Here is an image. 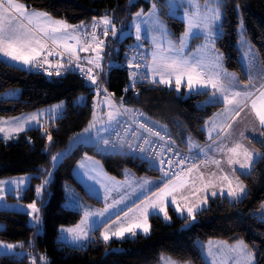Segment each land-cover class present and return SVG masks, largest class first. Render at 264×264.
<instances>
[{
    "label": "trees",
    "instance_id": "trees-1",
    "mask_svg": "<svg viewBox=\"0 0 264 264\" xmlns=\"http://www.w3.org/2000/svg\"><path fill=\"white\" fill-rule=\"evenodd\" d=\"M20 1L69 23L92 24L94 17L99 21L100 17L109 16L122 25H127L136 12L141 9L147 11L152 5V0ZM157 1L161 5L160 14L179 41L186 29L185 21L168 12L167 0ZM220 3L224 13L223 32L217 39V48L224 55L225 66L246 79L238 46V9L242 12L247 35L264 65V0H221ZM131 41H135L134 35L120 40L119 50L111 49L113 51L106 56L118 61L103 73L108 89L120 102L142 108L149 116L165 124L181 146L189 147L190 137L205 142L204 124L223 103L203 106L201 102L206 99L207 92L187 96L185 90L179 93L174 86L149 80L132 86L129 69L124 65V50ZM11 88H20V96L3 97V93ZM93 94V87L77 74L49 75L0 58V116L21 114L62 100L67 103L65 114L48 120L44 128H31L17 140L8 141L0 136V178L34 173L31 185L20 199L26 203L41 202L44 218V232L39 233L35 226L29 224L28 213L0 210V220L5 223V227L0 229V239L19 241L21 247L38 256L46 253L50 264H158L164 254L180 262L208 264L202 253V245L206 241L243 240L254 250L256 264H264V218L257 213L264 203V138L252 139L261 150V157L255 161L251 171L240 174L247 188L246 195L237 200L226 196L211 198L208 206L196 213L191 225H186L191 221L188 216H180L170 205L169 220L160 214L151 215L149 234L137 233L104 241L98 228L86 246L77 247L60 241V228L77 224L82 218L81 211L65 206L67 182L75 184L90 202L102 205V201L88 193L74 176V168L85 154L98 156L107 171L118 177L124 176L126 168L138 174L161 175L145 160L125 154L103 155L96 152L94 146L80 144L54 169V177L46 188L48 199L37 198L35 190L51 168V156L68 146L74 134L83 130L91 120ZM81 95L87 96L84 104L77 102ZM47 134L52 136L50 145ZM9 196L17 199L14 195ZM0 264H31L30 255L16 257L4 254L0 256Z\"/></svg>",
    "mask_w": 264,
    "mask_h": 264
},
{
    "label": "snow or ice",
    "instance_id": "snow-or-ice-1",
    "mask_svg": "<svg viewBox=\"0 0 264 264\" xmlns=\"http://www.w3.org/2000/svg\"><path fill=\"white\" fill-rule=\"evenodd\" d=\"M191 2L195 6V10L191 13L186 11L185 16L187 18V29L183 33V35L180 38V48L179 49H173L172 53L169 55H164L163 52L167 50H161L158 52L153 53V65L151 70L155 75H163L167 74L169 76L175 75L176 76V87L179 89L182 79L184 77H187V85L189 90H192L196 86L200 87H211L214 89L212 95L216 96L217 93H220L223 95V101L225 104V112L233 113L232 119L235 120L236 117L240 116V113L244 111V108L249 106V101L251 102V109L255 112L256 116L259 118V123L261 126H264V83L261 84L260 89H257L256 91L259 93L258 95H255L253 91H233L234 88L237 87L238 82L236 81L235 74H230L225 72L219 61L221 60L222 54H216L213 38H214V27L217 21L221 19V11L218 6L219 0H208V3H216V7H208V3L205 4L206 11L203 13L200 11L199 4L196 3V0H191ZM175 5L170 3L169 7H174ZM156 4L153 3L151 6V9L147 14L144 13L143 9H141L139 12L135 13L134 20H140V23L135 24L136 28V38L140 39L141 35V24H148V19H142L144 16H147L149 18L156 17V19L153 21V23L156 26H160L161 30L162 23L159 20L158 16H156ZM17 16L24 17L29 21L30 24H34L35 28H29L28 26L18 23L17 22ZM98 23H102L104 25L103 29V35L108 36L109 31L111 32L112 36L117 35V29L115 24L112 23L111 18L108 16L100 17L99 22L94 17L93 22L91 24V27L93 29H96L98 26ZM83 22L81 25H69L66 23V21L63 20H54L50 16L49 13L46 12H39V11H32L28 12L26 5L23 3H19L18 0H0V54L4 55L5 57H8L14 61H19L24 63L25 65H38V57L42 56V53L45 50V43L42 42L41 37L37 34L43 33L44 38L52 39L53 43L56 42V34H61L63 36H70L69 29H71L73 32H75L79 28H83ZM194 30L201 31L205 34L204 38L208 42V44H213V47L210 49V52L212 55L210 57H205L203 55H196L192 57H187L183 55L184 47L186 46V38L190 37ZM92 41L94 43V47L91 45L89 48H91L92 51L96 53L94 59L89 60L88 62L93 64L96 68H100L101 65L99 63L101 57V52L103 51V45L104 41L97 38L95 31L91 34ZM74 38V37H73ZM153 43L156 44V38H153ZM208 44L202 45L199 48H197V53H200L203 49L208 48ZM64 47L66 50L70 51L73 55L76 52V49L73 47V45L65 43ZM89 48H80V51H88ZM157 48H160V45L157 44ZM251 51V49H250ZM52 53H49L51 55ZM44 62L48 63L47 57H43ZM79 59V57H77ZM71 58L69 59V63L71 64ZM250 63L253 65L254 68H257L259 61L257 60L255 53H252V58L250 60ZM42 66V65H39ZM131 67V64L129 65ZM57 72L56 75H60L59 68L62 67V65H57ZM138 67V65H137ZM258 74L261 78V80H264V68H258ZM83 71V70H82ZM92 69L89 68L87 70V74L89 79L93 84L96 83V77L91 75ZM52 73L49 72V75ZM131 76L135 78L136 73L132 72ZM221 76L224 77V79H221ZM157 81L155 78H153L152 83H156ZM160 83H169L167 80L161 79L159 81ZM135 83V80L133 79V84ZM254 87L252 83V77L249 76V84L245 86L246 89ZM128 89L126 88L125 91ZM105 92H107V89H104ZM255 95V99H253V96ZM231 105L232 107L229 108L228 106ZM114 106V105H113ZM61 105H55L53 106L54 109L60 108ZM118 113V110H117ZM95 115V114H94ZM109 119H114L112 113H109ZM37 120V115L33 114L28 117H17L13 118L11 121L12 123H16L17 127L14 129L15 132H19L23 130V126L31 121ZM95 127L94 122H90L89 126L84 129V132H89L92 128ZM141 127H146L145 125H141ZM216 126L214 125V128ZM228 129L232 127L231 124H229ZM5 129L0 127V132H4ZM148 131H152L151 129H148ZM221 131H225L224 128H221ZM230 134V133H229ZM154 135L159 136V133L156 132ZM241 137H244V133H240ZM47 139L49 142L52 140L51 134H47ZM105 144H108L109 141L105 140ZM145 143H149L148 141H145ZM190 148L193 147L192 144L189 145ZM168 151H172L171 148L167 149ZM220 151H223V147L219 149ZM140 151L143 152L145 149L143 147L140 148ZM229 155L227 163L229 165H239V168L241 169H248L251 167L254 157L257 155H260L259 153L250 151L247 147H245L242 143L234 142V146L231 148H228ZM157 155H160V153H157ZM178 155V154H177ZM57 159V156H53L52 160L55 161ZM174 161L168 160L167 164L172 165ZM178 165H184L185 161L183 159L179 160ZM217 166L220 165V161L216 160L213 161ZM160 164H165V161L163 159L160 160ZM83 167V165H81ZM196 166L192 165V168H189L188 171L191 172ZM161 171H164L163 167L161 168ZM197 171H199L197 169ZM235 171V169H233ZM164 175L167 176L168 172L164 171ZM174 178L176 180V183L174 184H168L166 183L163 188L159 189L157 193H153L152 197H145V203L142 208H139V217L136 219L135 222L129 224L127 227L121 226L117 231L115 232H109L105 231L102 233V237L104 241H108L112 236L123 238L125 234H131L136 235L137 229H142L145 234H147L150 231V225L148 223V216L151 214V212H157V214L162 213L163 218L165 220L170 219L168 212H167V205L170 203L172 205H176V197L173 195V193L177 192L179 189L184 188L185 182L181 179V173L176 172L173 174ZM215 175V174H213ZM201 179H203V173L200 174ZM224 180H228V177H223ZM237 185L236 188L233 189L231 187L232 181L228 180L229 184V190L227 195L232 197H238L245 193V186L242 182H239L237 178ZM9 183L7 181H0V186ZM12 183H16V181H12ZM20 183H23V178H21ZM47 183V180L44 181V184ZM150 181L147 179H144L141 183V187L143 188L145 185L149 184ZM211 181H209V184ZM44 184L39 185L36 187V195L39 196L42 192V189L44 187ZM209 185L206 184L205 187H208ZM223 191V190H222ZM4 188L0 187V200L4 199ZM212 195H216L215 192H212ZM169 197L171 198L169 200ZM117 203H123V198L120 201H114L112 205H106L105 209L99 213L100 216H104V214L109 210V208L114 207ZM200 203L194 204L193 206H185V209H181L178 205L176 210L178 212H183L186 210L187 216L191 220H195V211L199 209ZM27 208L31 210L29 215H32V218L34 221L39 222V215H33V213H39L40 209L37 207L36 203H30L27 205ZM262 208H264V205H262ZM129 212L132 211V209L128 210ZM96 215L93 213L85 212L84 218L81 220L80 224L76 225L73 228L68 229H61L62 231H66L68 233L72 234L73 240H81L86 239L88 232L83 227L88 221L89 216ZM125 217L128 216V213L126 212ZM120 217L117 215V221H119ZM225 246L226 242H219ZM18 245L16 244H4L3 242H0V247L12 250L15 249ZM19 246H22L19 245ZM230 253L235 254V264H253V254L251 251L248 250V246L244 244L243 241H237L235 245L227 246ZM208 255H213L212 252V242H209V251ZM41 259H45L44 257H41ZM33 264H36L35 260H33ZM213 264H215V261H213Z\"/></svg>",
    "mask_w": 264,
    "mask_h": 264
},
{
    "label": "rangeland",
    "instance_id": "rangeland-1",
    "mask_svg": "<svg viewBox=\"0 0 264 264\" xmlns=\"http://www.w3.org/2000/svg\"><path fill=\"white\" fill-rule=\"evenodd\" d=\"M220 2H221V0H219V3H218V6H219L220 11H221V19L219 21H217L215 24V27H214L215 35L213 38V43H214V48H215L216 54H222V52L217 48V45H216L218 37L223 32L222 25H223L224 13H223V9H222ZM153 3L156 4V9H157L156 16H158L159 20L162 23L163 31L161 30L160 26H156L153 23V21L156 19V17L149 18L147 16H144L142 19H148L149 23L148 24H141L140 39L136 38L135 24L140 23L141 21L140 20H134L135 14L133 15V17L129 21V23H127V25L117 24L110 17L112 23L115 24V26H116L117 35L112 36L111 32L109 31V35L106 37V39L108 40L107 41V48H106L107 50H105V48H104V50H105V52L103 53L104 55H102V60L99 61L101 67L98 68L102 72V74L107 73L111 66L116 65L118 63V61L112 57L107 59L106 56L108 55V53H110V51L111 52L113 51L111 49L118 51L119 47H120L119 41L126 38L129 35H134L135 43L139 47H141L144 52L147 51V48L145 47V41L148 40L150 42L151 46H150V50H148V52L151 55V64H153V53L154 52H158L161 50H167V51H164L163 54L169 55V54H173L172 53L173 49H179L180 48V42H179L180 39H179V41L176 40V38L173 35V31H172L171 26L167 23V21L160 14V10H161L160 3L157 0H152V4ZM167 3H168V12L171 15L176 16V17L184 20L186 23V29H187L188 21H187V18L185 16V12L188 11L191 13L192 11L195 10V6L191 2V0H167ZM170 3L174 4L175 6L170 8L169 7ZM196 3L199 4L200 11L202 13L204 11H206L205 4L208 3V0H196ZM216 6H217L216 3H208V7H216ZM150 9H151V7H150ZM150 9H148L147 11H144V13L147 14ZM238 11H239V19H240V22H239V25L237 28L238 35H239L238 46L243 53L244 60L246 61V59L251 56L252 52L250 51V49L253 48V50L256 53L258 51L247 35L242 12L240 9H238ZM186 29H185V31H186ZM183 33L181 34V36L183 35ZM204 36H205V34L203 32L194 30L192 35L190 37L186 38V46L184 47L183 55L187 56V57H192V56H196V55H203L205 57H210L212 55V53L210 52V49L213 47V44H208V42L205 40ZM154 37L156 38V44L153 43ZM194 38H196L195 43H197L200 40V43H199L197 48H199L200 46L205 45V44H208V48L203 49L200 53H197V51H192L191 53H189V49L192 46L196 45L195 43H193ZM157 44L160 45L159 49L157 48ZM193 50H194V48H193ZM223 57H224V55L222 54L221 60L219 61L221 66H223V62L225 64V58H223ZM225 68L228 69L226 66H225ZM232 72H234L236 75H238L240 83L241 82L244 83L243 78L240 76L239 73H237L235 71H232ZM154 78L157 79L156 81H160L161 79L167 80V81H169V83H165V84H168V85H175L176 84V76L175 75L169 76L165 73L163 75H155ZM88 83L93 87V92H94L93 97H92L93 114H92V118L89 121V123L94 122L95 127L92 128L89 132L85 133L84 129L89 126V123H88L87 126L83 130L74 134V136L71 138L68 146H66L64 149L60 150L59 152L54 153L51 156V168L48 170L47 174L45 175L44 180L42 181V183H40V185L44 184L45 180H47V183L44 184V187L42 189L41 194L39 196H37L38 199H45V200L48 199L49 195H48V192L46 190L47 184L54 177V169L59 165V163L65 158L66 155H68L75 147H77L80 144L94 146L95 151L99 152L98 148H99L100 144L104 141L105 137L107 136V134L110 132V130L112 129V127L115 125V123L117 121V119H116L117 114H118L117 110L119 112V104L117 102V99L114 98L110 94V92L104 86L102 81L96 82V83H98V85L93 84L91 81H89ZM104 89H107V92H105ZM183 90L186 91L187 96L192 95V94H197L198 92H207L208 95H207L206 99H204L201 102L203 104V106L208 104V103H223V106L221 108H219L214 113L215 116H217L216 118L219 119L220 123L223 125H226L228 123V121H230L232 119L234 112L233 113L225 112L226 106H225L224 101H223V95L220 93H217L216 96H213L212 93H213L214 89H212L210 86L207 88L196 86L192 90H189L188 85H187V77H184L182 79V82H181V85L178 89V92L181 93ZM20 94H21L20 88H11V89L7 90L6 92H4L2 96L5 98H17L20 96ZM86 99H87L86 95H81L78 98L77 102L79 104H84L86 102ZM55 105H61V107L54 109V111H53V106H55ZM228 107L231 108L232 106L229 105ZM66 109H67V103L65 100H62V101H57V102L51 103L49 105L37 108V109L32 110V111L23 112L21 114L10 115V116H0V127L5 129L4 132H0V136L3 137L4 139L8 140V141L17 140V139H19L20 135L23 132H25L31 128H34V127H43L44 128V126L48 120L56 119V118H59L60 116L64 115L66 112ZM109 113H112L115 118L110 120L109 115H108ZM33 114L37 115V120L31 121V122L27 123L26 125H24L22 131H19V132L14 131V129L17 127V124L11 122L13 120V118H17V117L23 118V117H28V116L33 115ZM212 116H210V117H212ZM215 121H216V119H215ZM229 124H231V121L229 122ZM193 141H197V140L195 138L190 137L188 139V144L189 145L192 144ZM50 143L51 142H49V140H48V145H50ZM189 148H190V146H189ZM190 149L195 150L197 152V155H198V162L197 163H199L198 150L193 149V147H191ZM53 156H57V159L55 161L52 160ZM203 158L207 160V162H205V163H209V159L207 157L206 158L203 157ZM200 161L203 164V160H200ZM81 165H83V167H81ZM125 170H126V172H127V170L134 172L130 168H126ZM73 173H74L75 178L77 180H79L84 185V187L88 191V193H90L91 195H93L97 198L101 197L104 200V202L106 199V201L109 205V203L111 202V199H112V195L111 196L105 195V193L98 187V182H96L95 178L102 179L105 174H110V173H109V171H107L105 165L103 164V161L98 156H96L95 154H88V153L85 154L76 164ZM33 175H34V173L29 172V173L12 175V176L0 178V181L9 182V183H6V184L0 186V187H3L5 190L4 199L0 200V210L22 211V212L28 213V215H29L31 210L27 208V205L35 202L37 207L40 209V211L38 214L33 213V215H39L40 219H39V222H36L33 220L32 215H29V224L32 226H35L39 233H43L44 232V218H43V210H42L41 202L36 200L33 202L26 203L20 199L25 194V190L31 185ZM112 176H116V175H112ZM21 178H23V183H20ZM115 178H117V177H115ZM154 179H157L158 182H164L165 181L170 185L176 183L175 178H168L164 175H160L158 178H154ZM12 181H16V183H12ZM243 184H244V182H243ZM244 186H245V190L247 193L246 185L244 184ZM163 187L164 186H162L161 188H163ZM65 191H66V196H67L66 201H65V206H66V204H69L71 206L70 208L77 209V210L81 211L82 216L85 214V212L95 214V212L93 210H90V208L88 207L89 205L97 206V207L101 206V205L92 203L89 200H87V198L83 195V193L72 182H67L65 184ZM176 193L177 192L173 193V195H176ZM9 195H14L15 197H17V199H11ZM116 195L117 194L115 193L113 197H115ZM182 196L183 195H179L176 197L177 203H176V205H173V206H175L177 208V205H178L181 209H185L184 197H182ZM244 196H242V197H244ZM242 197H240V198H242ZM101 198H99V199L102 201ZM169 199H171V198L169 197ZM232 199H235V198H232ZM102 204H103V201H102ZM200 209H203V208H200ZM185 211L178 212V213L180 216L185 217V215H184ZM168 215H169V213H168ZM162 216H163V214H162ZM89 220L92 221V218H88L87 223L85 225H83V227L86 228L88 226ZM194 221L195 220H191L186 225L189 226ZM76 225L77 224H74V226H76ZM64 226H73V225H64ZM4 227H5V223L0 220V229L4 228ZM150 231H151V227H150ZM150 231L147 234H149ZM0 242H3L4 244H16V245H18L15 249H12V250H7V249L0 247V256L4 255V254H9L12 256H16V257H24L25 255H30L31 264H33V260H35L36 264H50V258L48 257V255L46 253H42L40 256H38L37 254H34L32 251H29V250L24 249L23 247L19 246V245H21V243L19 241H5V240L0 239ZM41 257H44L45 259L42 260ZM255 264H256V257H255Z\"/></svg>",
    "mask_w": 264,
    "mask_h": 264
},
{
    "label": "crops",
    "instance_id": "crops-1",
    "mask_svg": "<svg viewBox=\"0 0 264 264\" xmlns=\"http://www.w3.org/2000/svg\"><path fill=\"white\" fill-rule=\"evenodd\" d=\"M19 3L24 2L18 0ZM26 5V4H25ZM27 11H39V12H46L44 10L40 9H34L30 8L26 5ZM48 13V12H46ZM52 19L54 20H63L59 18H55L52 16ZM65 21V20H63ZM17 22L22 23L29 28H35L34 24H30L27 19L24 17L17 16ZM99 22V21H98ZM69 25H81L80 23H69L66 21ZM84 27L77 29L75 32H73L71 29H69L70 36H63L61 34H56V42L53 43L52 39L44 38L43 33H37L41 39L42 42L45 43L46 47L44 52L42 53L41 57H38V62L43 58L47 57L48 63H59L62 61L77 59V57L85 59L86 61L94 59L96 53L89 48L91 45L94 47V43L92 41L91 34L93 33L94 29L91 27V24L88 22H83ZM103 29L104 25L102 23H98L97 30L95 31L96 36L98 39L104 41L103 51L101 52V57L104 55L103 53L105 50H107V36L103 35ZM74 37V38H73ZM68 43L73 45V47L76 49L75 54L73 55L70 51L66 50L64 47V44ZM200 43V40L195 43V46H192L189 49V53L192 51H197V47ZM201 45V44H200ZM150 42L148 40L145 41V47L147 48L146 54L148 56L147 61V67L149 72V81L152 82L154 78V73L151 70L152 65L151 64V55L148 52L150 50ZM89 48L88 51H80V48ZM105 48V50H104ZM194 48V50H193ZM241 51V49H240ZM252 53H255V56L257 60L259 61V64L257 68H254L253 65L250 63V60L252 58V53L249 58L246 59V61L243 58V53L241 51V61L244 66L247 78L243 79L244 83H240L238 75H236L231 70H228L225 68V64L223 62L222 69L230 74H235L236 81L238 82L237 87L233 89V91H253L255 95H258L259 93L256 91L257 89H260V86L262 83H264V80H261L259 74H258V68H264V65L262 64L260 60V56L258 52L256 53L253 48L251 49ZM49 53H52L49 55ZM0 58L8 61L11 64L17 65L22 68L26 69H34V65H25L22 62L14 61L8 57H5L4 55L0 54ZM224 58V57H223ZM102 60V58L100 59ZM103 62V61H102ZM252 77V83L254 87L246 89L245 86L249 84V76ZM221 79L223 80L224 77L221 76ZM157 80V79H155ZM160 83L159 81H157ZM164 85H168L165 83H161ZM95 85H98V83H95ZM104 86L108 89V87L104 84ZM169 86H175V85H169ZM177 88V87H176ZM110 94L115 98V96L112 94V92L108 89ZM255 95L253 96V99H255ZM119 104V112L117 114V121L120 118L121 115V108L124 105L122 102L117 100ZM215 114L210 117L204 124V129L207 134V140L205 142H199V141H193V149L198 150V154L200 157H207L209 159V163H203L199 162L195 164V168L189 172L187 175H182L181 179L185 182V186L182 189H179L175 195V197L179 195H183L184 197V204L185 206H193L194 204L200 203L199 209L195 211L196 213L200 210V208H204L208 206L209 201L211 198L217 197V196H226L230 198L231 200H237L240 197L244 196L245 193L238 196V197H232L227 195L229 190V184L228 180L232 181L231 187L233 189L236 188L237 185V178L239 182H242V179L240 177L241 173H248L251 171L255 161L260 158L261 156V150L252 142V139H263L264 138V126H261L259 123V118L256 116L255 112L251 109V102L249 101V106L244 108V111L240 113L239 117H236L235 120L231 119V127L228 129V124L223 125L220 123V120L216 118ZM216 119V121H215ZM116 121V122H117ZM220 123V124H219ZM214 125L216 126L214 128ZM221 128H224L225 131H221ZM244 133V137L240 136V133ZM230 133V134H229ZM234 142L242 143L245 147H247L250 151L259 153L260 155H257L254 157V161L250 168L248 169H241L239 168V165H229L227 163L230 153H228V148H231L234 146ZM223 147V151H220L219 149ZM202 155V156H201ZM220 161V165L217 166L213 161ZM197 169L199 171H197ZM235 169V171H233ZM134 171V170H133ZM110 173V172H109ZM203 173V179H201L200 174ZM215 174V175H213ZM113 174H105L102 179L95 178L96 182H98V187L105 193L107 196L112 195L111 202L109 205H112L114 201H120L123 198V203H117L114 207L109 208V210L104 214V216H100L99 213L103 211L108 205L106 199L105 202L103 201V204L100 207L97 206H91L88 207L90 210H93L96 215L89 216V218H92V221L89 220L88 226L85 228L88 232L86 239H81L79 241L72 239V234L68 233L66 231H62L61 229H68L73 228V226H62L60 228V234H59V240L62 242H66L68 244H71L73 246L82 247L88 245L92 239L94 238L93 232L94 230L100 228V234L102 237V233L106 230L109 232H115L117 231L121 226L127 227L129 224L136 221V219L139 217V208H142L145 201V197H152L153 193H157L159 189L164 186L167 182H158L157 179L159 176L156 175H150V174H138L137 172H131L128 171L124 173L123 177L118 176H112ZM227 176L228 180H224L223 177ZM117 177V178H115ZM154 177V178H153ZM144 179H147L150 181L149 184L145 185L143 188L140 186ZM209 181L211 183L209 184ZM170 182V181H169ZM208 184V187H205V185ZM244 185V184H243ZM223 190V191H222ZM212 192H215L216 195H212ZM117 194L115 197L114 194ZM235 198V199H232ZM170 200V199H169ZM173 206L172 204L167 205V212H169V207ZM264 205V203L262 204ZM66 207H71L69 204H66ZM176 210V207L173 206ZM132 209L131 212L128 210ZM128 213V216L125 217V213ZM178 213V211L176 210ZM258 215L262 218H264V208L262 206L257 211ZM153 214H157V212H151V214L148 216V223L151 227L150 223V217ZM162 215V213H159ZM179 214V213H178ZM117 215L120 217L119 221H117ZM185 216H187V213L185 211ZM84 218V215L82 216L81 220ZM79 221V223L81 222ZM77 223V225L79 224ZM137 233H144L142 229H137ZM125 236H133L131 234H125ZM124 236V237H125ZM135 236V235H134ZM103 238V237H102ZM111 238H120L116 236H112ZM110 238V239H111ZM237 241H243V240H237ZM237 241H227L224 239H210L206 241L202 245V253L207 261L208 264H213V261H215V264H235V254L230 253L227 246L235 245ZM209 242H212V252L213 255H208L209 251ZM219 242H226V245H223ZM244 242V241H243ZM248 246V250L252 252L253 254V264H255V253L254 250L246 243ZM158 264H193L192 262H180L170 255L164 254Z\"/></svg>",
    "mask_w": 264,
    "mask_h": 264
},
{
    "label": "built area",
    "instance_id": "built-area-1",
    "mask_svg": "<svg viewBox=\"0 0 264 264\" xmlns=\"http://www.w3.org/2000/svg\"><path fill=\"white\" fill-rule=\"evenodd\" d=\"M96 30L97 28L94 29V31ZM71 61V64L69 60L45 63L42 58L36 65V70L41 73L56 74L58 70L56 66L59 64L62 65L59 68L60 74L74 73L86 81H91L87 74V70L91 68V75L96 77V81H104L101 72L93 64L82 58ZM124 65L129 69L132 86L148 80L147 56L134 41L129 42L124 50ZM132 72L136 73L135 78L131 76ZM133 79L135 80L134 84ZM141 125L146 127H141ZM148 129L152 131L150 132ZM156 132L159 133V136L154 135ZM105 140H108L109 143L105 144ZM105 140L98 148L100 153L105 155L125 154L135 159L145 160L149 166L156 168L163 175L164 171H167L166 177L168 178H173V174L176 172H180L181 176L188 174V169L198 162L195 150L181 146L165 124L149 116L142 108L133 105L122 107L119 120ZM145 141L149 143H145ZM141 147L145 151L141 152ZM168 148H171L172 151H168ZM161 159L165 161V164H160ZM181 159L185 161L184 165L176 163ZM168 160H172L174 163L169 165L167 164ZM200 160H203V163L207 162L206 159L199 156V162H201ZM162 167L164 171H161Z\"/></svg>",
    "mask_w": 264,
    "mask_h": 264
},
{
    "label": "bare ground",
    "instance_id": "bare-ground-1",
    "mask_svg": "<svg viewBox=\"0 0 264 264\" xmlns=\"http://www.w3.org/2000/svg\"><path fill=\"white\" fill-rule=\"evenodd\" d=\"M122 109V108H121ZM202 156V155H201ZM206 158V157H205Z\"/></svg>",
    "mask_w": 264,
    "mask_h": 264
}]
</instances>
